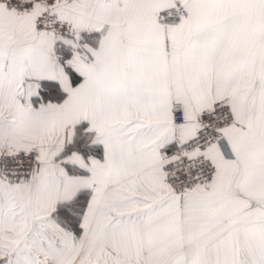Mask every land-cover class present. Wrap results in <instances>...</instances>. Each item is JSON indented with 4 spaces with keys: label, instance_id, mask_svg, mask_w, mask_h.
<instances>
[{
    "label": "snow or ice",
    "instance_id": "1",
    "mask_svg": "<svg viewBox=\"0 0 264 264\" xmlns=\"http://www.w3.org/2000/svg\"><path fill=\"white\" fill-rule=\"evenodd\" d=\"M0 264H264V0H0Z\"/></svg>",
    "mask_w": 264,
    "mask_h": 264
}]
</instances>
